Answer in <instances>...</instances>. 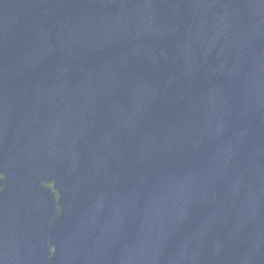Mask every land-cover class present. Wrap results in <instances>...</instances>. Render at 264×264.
<instances>
[{
  "label": "water",
  "instance_id": "water-1",
  "mask_svg": "<svg viewBox=\"0 0 264 264\" xmlns=\"http://www.w3.org/2000/svg\"><path fill=\"white\" fill-rule=\"evenodd\" d=\"M0 264H264V0H49Z\"/></svg>",
  "mask_w": 264,
  "mask_h": 264
}]
</instances>
